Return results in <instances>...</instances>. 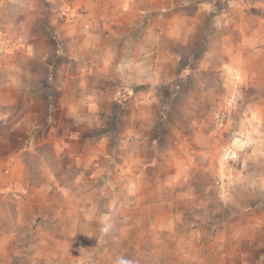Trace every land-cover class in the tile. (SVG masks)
I'll return each instance as SVG.
<instances>
[{
	"label": "crops",
	"instance_id": "0c3cea01",
	"mask_svg": "<svg viewBox=\"0 0 264 264\" xmlns=\"http://www.w3.org/2000/svg\"><path fill=\"white\" fill-rule=\"evenodd\" d=\"M2 25L15 42L0 57V264H93L87 238H76L77 222L64 223L81 213L77 194L47 171L36 180L40 158L22 155L69 149L71 134L86 129L89 117L115 115L92 101L117 102L127 92L134 120L155 90L172 91L173 78L176 89L196 86L198 99L205 94L200 76L216 71L225 83L264 86V0H0ZM52 132L60 140L43 139ZM99 154L87 164L98 168ZM119 169L117 180H134L129 166L127 177ZM90 217L100 219L84 214ZM151 220L146 228L163 230ZM98 221L96 250L107 233Z\"/></svg>",
	"mask_w": 264,
	"mask_h": 264
},
{
	"label": "rangeland",
	"instance_id": "374dc122",
	"mask_svg": "<svg viewBox=\"0 0 264 264\" xmlns=\"http://www.w3.org/2000/svg\"><path fill=\"white\" fill-rule=\"evenodd\" d=\"M13 42L0 26V57ZM200 78V99L196 86L176 89L173 78L172 91L155 90L154 99L136 109L135 121L127 114L135 106L127 92L117 102L92 101L115 115L89 117L86 129L71 134L69 149L44 146L22 153L40 158L33 165L36 180L47 171L77 194L81 213L64 223L77 222L76 238H87L93 264H264V86L225 83L217 71ZM43 135L47 141L61 138ZM91 152L101 153L98 168L87 164ZM233 153L236 158H229ZM76 157H83L82 166ZM128 166L134 180H117L115 170L121 167L127 177ZM84 214L98 216L107 228L98 250L100 219L85 221ZM151 218L162 231L145 227Z\"/></svg>",
	"mask_w": 264,
	"mask_h": 264
},
{
	"label": "built area",
	"instance_id": "2783aa9c",
	"mask_svg": "<svg viewBox=\"0 0 264 264\" xmlns=\"http://www.w3.org/2000/svg\"><path fill=\"white\" fill-rule=\"evenodd\" d=\"M68 13H69V9L67 8V9L64 11L63 14H64L65 16H67ZM229 158H231V159H235V158H236V154H235V153L231 154V155L229 156Z\"/></svg>",
	"mask_w": 264,
	"mask_h": 264
},
{
	"label": "clouds",
	"instance_id": "9594fccd",
	"mask_svg": "<svg viewBox=\"0 0 264 264\" xmlns=\"http://www.w3.org/2000/svg\"><path fill=\"white\" fill-rule=\"evenodd\" d=\"M122 264H126V262H122Z\"/></svg>",
	"mask_w": 264,
	"mask_h": 264
}]
</instances>
